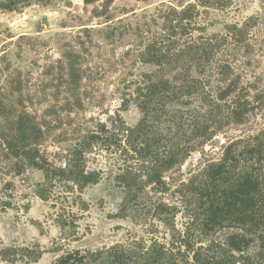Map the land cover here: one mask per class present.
<instances>
[{
  "label": "rangeland",
  "instance_id": "obj_1",
  "mask_svg": "<svg viewBox=\"0 0 264 264\" xmlns=\"http://www.w3.org/2000/svg\"><path fill=\"white\" fill-rule=\"evenodd\" d=\"M10 1L0 0V264H54L75 250L104 251L101 264H113L109 249L117 246L139 257L208 245L203 261L220 257L229 264L223 246L233 233L229 218L211 227L207 210L234 177L260 169L241 153L248 140L264 135V98L258 115L197 148L163 174L159 189L148 182L149 166L139 154L102 142L84 156L86 171L100 173L97 184L51 178L45 198L42 171L16 170L9 145L29 129L51 164L70 161L97 123L121 107L124 93L156 70L141 62L139 52L161 33L168 7L198 5L196 39H213L232 25L246 32L249 48L244 41L232 43L237 49L229 44L213 60L236 62L258 102L264 94V0H33L4 9ZM120 116L130 128L143 119L135 104ZM233 143L239 162L209 179L210 166L220 164ZM129 168L138 176L131 187L121 178Z\"/></svg>",
  "mask_w": 264,
  "mask_h": 264
},
{
  "label": "trees",
  "instance_id": "obj_2",
  "mask_svg": "<svg viewBox=\"0 0 264 264\" xmlns=\"http://www.w3.org/2000/svg\"><path fill=\"white\" fill-rule=\"evenodd\" d=\"M29 1L33 0H12L11 7L3 8H18L16 4ZM197 6L189 4L180 10L168 7L161 33L150 36L139 52L141 62L156 70L141 76L135 91L124 93L121 107L110 113L105 122L97 123L83 144L76 147L70 161L51 164L42 150L35 147L33 140L37 135L32 130L22 128L17 140L10 139L9 148L16 160V170L28 166L44 174V183L39 185L42 197L49 194L44 185L51 178L81 187L97 184L101 180L100 173L86 171L84 156L95 148V144L102 142L118 149L124 145V151L139 154L149 166L148 182L156 189L162 188L165 172L187 160L197 148L212 141L226 127L242 124L249 115L261 112L264 94L259 93L256 96L259 101L253 103L251 87L244 86L237 63L213 60L215 55L223 54L229 44L235 46L244 41L249 48V40L244 39L246 32L232 25L226 27L225 34L213 39H196ZM233 48L237 49L236 46ZM132 104L143 114L135 128L126 127L120 116V112ZM248 141L241 154L258 161L260 169L251 167L249 172L234 177L221 195V201L212 199L207 210L211 227L225 216L229 218L233 233L223 242L230 253L229 264H264V135ZM237 145L230 144L222 162L210 166L209 179L215 180L217 173L225 174L230 164L239 162ZM121 178L127 187L138 181L131 168ZM199 248L197 251L189 246L177 251L162 248L155 256L145 253L136 257L134 253L137 260L134 262L130 259L133 255L117 246L109 249V256L113 264H210L201 258V250L210 251L211 245ZM104 256L101 250H75L67 252L54 264H101ZM219 258L211 264H225Z\"/></svg>",
  "mask_w": 264,
  "mask_h": 264
}]
</instances>
